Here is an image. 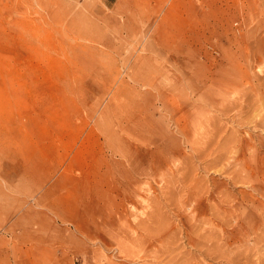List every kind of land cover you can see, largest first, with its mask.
Instances as JSON below:
<instances>
[{"label":"rangeland","instance_id":"obj_1","mask_svg":"<svg viewBox=\"0 0 264 264\" xmlns=\"http://www.w3.org/2000/svg\"><path fill=\"white\" fill-rule=\"evenodd\" d=\"M0 264H264V0H0Z\"/></svg>","mask_w":264,"mask_h":264},{"label":"bare ground","instance_id":"obj_2","mask_svg":"<svg viewBox=\"0 0 264 264\" xmlns=\"http://www.w3.org/2000/svg\"><path fill=\"white\" fill-rule=\"evenodd\" d=\"M154 234V233H153ZM203 255V254H202ZM209 255V254H208ZM247 263V262H246Z\"/></svg>","mask_w":264,"mask_h":264}]
</instances>
